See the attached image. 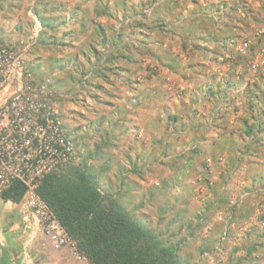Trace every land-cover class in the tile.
Listing matches in <instances>:
<instances>
[{
	"label": "rangeland",
	"instance_id": "1",
	"mask_svg": "<svg viewBox=\"0 0 264 264\" xmlns=\"http://www.w3.org/2000/svg\"><path fill=\"white\" fill-rule=\"evenodd\" d=\"M33 2L34 0H0V39L15 42L19 46L24 44L34 24ZM157 3L154 2L155 5ZM204 4L202 8L210 5L206 2ZM216 4L219 5L220 2ZM244 7L247 10H231L225 16L223 10L218 12L202 11L207 13L201 14L198 24L193 23V16L189 15L190 18L188 17L187 21L190 23L185 24L184 28L187 47L184 51H187V54L180 52L186 55L185 58L179 56L180 53L166 51L161 34L157 35L158 37L155 39H150L146 36H137L138 32L133 33L134 36H130L128 41L122 40L120 44L124 57H119L118 62L128 70L120 71V73L125 75V80H138L140 90L136 94L137 102H86L85 97L78 95L74 89L69 91L74 85H78L79 79L77 78L81 69L88 74L89 71L100 68L98 62L95 61L94 48H100L103 43L97 33L77 48L63 47L59 44L53 46L52 49L47 47V43L43 44L47 38L44 33H41L37 43L33 45L34 51L31 50L26 58L27 66L34 68L35 75L33 76L36 79L46 78L50 82L55 80V83L61 88L58 93L70 95V98L66 99L59 97L65 104L63 129L69 139H73L75 136L79 150L77 159L70 166L79 165L85 160L89 166H92L94 173H97L102 181L109 183L113 190L118 188L120 177L125 174L126 181H129L130 184L123 191L124 204L132 208L131 206L138 204L142 199L145 201L147 198L149 199L139 210H135L136 215L144 214L155 222L163 214V209L172 205L175 206V211L181 209L184 212L187 222L193 220V223L196 224L198 218L194 216V213L210 196L207 184H216L217 191H229L231 196L227 205H234L235 210L247 213L246 217L237 218L231 223L230 226L235 232L218 254L215 253L209 257L206 255L205 258L197 257L193 264L229 263L231 257L236 258V256L244 254V249L235 250L236 246L241 247L254 240L252 236H248L251 229L256 228L255 234L264 231V177H262L263 183L256 182L254 186H251V181L254 176L256 177V174L258 176L264 174V146L260 145L254 151L251 143L246 150L245 147H242V142L237 139H235L236 144L231 145L227 144L229 141L221 143L217 139L221 134L224 136V133L230 128H236L242 116L250 115L248 111L250 102H256L257 105L253 110L257 116L264 108V0H250L249 6L245 5ZM145 11L149 14L151 8L146 7ZM161 12L164 13L165 9H161ZM182 13L187 15L189 9ZM225 17L227 25L223 22ZM124 20L126 18L123 16V22ZM230 22L240 25L243 35L236 36L231 25H228ZM219 24L225 28V34L231 32L230 34L235 36L231 38V43L236 53L241 56L239 62L233 67V71L230 69L231 73L221 69V72L224 73L217 76L220 77L221 85L218 95L221 101L214 104L215 98L208 95V84L213 82V79L207 75L203 76L201 80L195 76L196 84L199 83L198 86L196 85V89H193L194 86L189 87L190 89H183L179 85L180 82L173 79H170V83L173 85L167 87L168 82L167 79L165 80L162 69H167L166 67L180 70L186 68L185 70L192 72L191 68L197 64L194 62L196 59L190 54L195 53L194 51L198 49V45H196L198 37L208 39L209 34L207 33L209 31L218 32ZM198 27H202L204 30L200 32ZM47 30L48 33H51L50 29ZM86 32L80 33L73 40L75 44L88 36L89 32ZM222 35L223 33L220 34V39L223 38ZM68 37L63 39V36L59 35L61 41L68 42ZM66 48L69 49L68 53L64 52ZM201 48L208 50L204 46ZM181 50L183 49L181 48ZM56 53L66 56L71 61L68 68L60 72L58 77L54 75L57 68L53 70ZM142 57H148L149 60L144 58L140 70H135ZM136 71H138L137 75ZM155 71L156 74L151 77L150 73ZM159 78L167 84L162 85L163 93L158 97L153 96V102H151L148 96L149 84L158 86ZM91 79L92 75L88 77V81ZM146 82L148 85L145 84ZM99 85H102V88L98 87L95 93L105 96L106 92L103 88H111L110 82L102 76L99 79ZM135 86L137 87V84ZM253 92L258 94L257 97H253ZM192 98L197 100L194 101ZM106 100L109 98L107 97ZM223 100L225 102L222 103ZM220 111H224L228 119L227 122L221 123L222 125L220 124L218 129H214L213 118ZM178 112L183 115L182 121H168L167 114ZM193 112L196 116L195 121L190 120L189 117ZM102 114L105 115V119H108L99 127L97 119ZM119 120L124 121L120 123ZM118 122L119 124H117ZM193 124L197 127L196 130L191 129ZM253 124L256 125L254 122ZM108 133L111 134V137ZM261 133V137L264 139V132ZM213 139L218 141L216 143L218 147L214 149L211 148ZM195 141L199 145L203 144L204 152H189V148L195 144ZM229 146L232 151L228 150ZM236 147L243 149L244 152L235 151L236 153L240 152L239 159L234 161V167L230 170L231 176L229 177L222 173V169H228L232 164L231 155ZM229 151L231 152L229 153ZM183 153L191 160L188 161L186 158L180 157V154ZM212 154L215 156L213 157ZM134 164L138 166L136 167ZM179 177L180 181L178 182ZM184 183L188 185L187 190L182 187ZM218 184L221 185L218 186ZM249 185L252 191L247 194L245 187L247 188ZM121 190L124 189L121 188ZM182 195L187 197V203H181ZM175 211L169 209L166 215L171 217ZM226 213L225 209L212 213L211 221L191 240L193 249L198 248L201 238L209 235L213 228V222H221L220 229L223 227ZM166 215L164 222L167 220ZM0 218L2 219V216ZM154 222L151 221V225ZM1 223L4 224V221ZM181 230L187 232L184 226L181 227ZM213 236H219V233L217 232ZM38 237L35 241L38 246L48 244L43 242L40 236ZM258 240L261 241V236L258 237ZM242 264H264V245L257 246L251 257H247Z\"/></svg>",
	"mask_w": 264,
	"mask_h": 264
},
{
	"label": "trees",
	"instance_id": "2",
	"mask_svg": "<svg viewBox=\"0 0 264 264\" xmlns=\"http://www.w3.org/2000/svg\"><path fill=\"white\" fill-rule=\"evenodd\" d=\"M154 5V0H152L148 2L146 6L140 8L138 24H133L132 20L129 19L127 22L122 21L123 23H121L120 27L122 29L130 27L129 32L131 34H135V28L141 26L149 29L154 28L157 35L167 34L169 29L166 28L167 24L164 19H156L154 21V26H148L146 23L145 19L148 18L151 12L148 14L145 8L149 7L152 10ZM78 9L79 7L77 5L70 9L65 8L64 3L60 0H34L32 10L41 24V29L35 43H37L39 34L41 33H44V36L47 38L46 41H43V44L45 45L47 43V47L50 49L59 44L63 45V47L69 46L77 48L85 41L87 42V40H82L78 44H75L73 41L80 33H87V15L86 13H81ZM105 9L106 7L101 6L102 11H106ZM67 14H69L70 17L69 20L72 18L74 19L69 21L67 19ZM72 21H77L79 23L78 26L74 28L70 27L69 23H72ZM47 29H50L51 33H48ZM92 29L93 32L88 34V37L97 33L102 43L107 44L112 40H109L110 38L105 34V29L98 22H95ZM129 32L125 35L128 36ZM59 35H62L63 39L69 36V41H61L62 39H59ZM121 35H123V33H121ZM137 36H141V34H137ZM142 36L149 37L145 33ZM128 40L129 39L123 41ZM34 44L27 50L26 58L31 50L34 51ZM116 45L119 44L116 43ZM120 45L119 47L116 46V48H118L117 50L115 49V52L111 51V53L106 54L105 59H101V54L94 48L98 55H95V61L98 62L100 66L99 69L93 71L94 76L99 79L102 76L104 79L112 77V80H116L117 83L122 84L131 83V85L137 89L135 92V94H137L140 90L138 82L132 83V79L125 80V75L120 73V71L128 70L118 62L120 59L119 57H124ZM65 53H68V51ZM54 56L55 66L53 70L58 68L63 71L65 68H68L71 61L68 60L66 56L60 55V57H57V53ZM143 62L144 57L139 61L135 70H140ZM114 63L116 64L115 70L112 69ZM27 68L32 76L35 75L33 67L27 66ZM166 68L170 71L175 70V68ZM146 69L148 70V66ZM85 74L86 76L84 77ZM137 74L138 71H136V75ZM155 74L156 71L150 73L151 77ZM89 76H91V74L87 76L85 70H80L79 77L77 78L79 79L78 84L80 87L86 84ZM33 78L36 79L34 76ZM136 81L138 80L136 79ZM163 82V79H158L159 85H155L153 88L154 97H158V95L163 93L161 88ZM135 84H137V87ZM50 85L56 92H59L61 89L58 85L54 87L53 80L50 82ZM98 85L97 83L94 86L95 89L102 87V85ZM219 87V81H213L208 84V95L215 98L214 104L221 101L218 95ZM72 88L69 91H72ZM93 95L95 99L104 97L97 93ZM257 95L256 92H253V97H257ZM192 99L194 101L197 100L196 98ZM223 102H225V100H223L222 103ZM255 105H257L256 102H250L248 105L250 115L242 116L236 128H230V130L224 133V136L221 134V136L217 138L219 142L224 143L225 141H229L227 144L231 145L234 144L236 142L235 139H237L242 142V147H245L246 150L252 143L254 151H256L258 146H264V139L261 137V132H264V108L260 110L258 117L253 110ZM178 113L167 114L168 121H182L183 115L180 114V112ZM61 115L63 119V113ZM104 117L105 115L103 114L98 117L97 124L99 127L108 119ZM189 117L191 118H189L190 120L195 121V112ZM186 118L188 117L186 116ZM227 119L228 117L225 115L224 111H220L217 115H214L212 126L214 129H218V126H220L221 123L227 122ZM119 121L121 123L124 120ZM253 122L256 125H254ZM113 123L115 124L116 122ZM117 124H119V122ZM191 129L196 130L197 127L193 124ZM108 135L111 137V134L108 133ZM71 140L76 147L77 154H79L75 136ZM215 140L216 139H213L211 142L212 149L218 147L216 144L218 141ZM196 142L197 141L189 148V152H204L203 144L201 143L199 145ZM229 149H231V146L228 147V150ZM239 150L241 153L244 152L243 149L238 147L234 148L231 155V158H233L232 164L229 165L228 169H222V173L226 174V176H231L230 170L234 167V161L239 159L240 152L236 153ZM231 151H229V153ZM212 156L214 157L215 155L212 154ZM180 157L186 158L188 161L191 160V158L186 157L184 153L180 154ZM134 166L137 167L138 165L134 164ZM133 171H136V169H133ZM262 177H264V174H260L259 176L256 174V177L254 176L251 181V186H254L256 182L260 184L263 183ZM126 179L127 176L125 174L121 175L118 188L113 190L111 185L102 181L97 173H94L92 166H89L84 160L81 164L76 166H59V168L46 174L37 188L38 195L55 214L68 235L75 240L78 252L84 256L90 264H193L197 260V257L205 258L206 255L209 257L215 253L218 254L222 250V247L224 248V244L230 240L235 232L230 226L231 223L237 218L247 216L246 212L235 210L234 205H227L231 196L229 191H217L216 184H207L210 196L207 197L205 202L195 211L194 216L198 218L196 224L193 223V220L187 222L184 212H182L181 209H176L175 211V206L172 205L166 206L162 211L163 214L154 222L152 218H147L144 214L136 215L135 213V210H139L146 201H149L148 198L146 201L142 199L138 204L131 206L132 208L124 204L123 191H125L126 186L130 184ZM178 179L177 181L179 182L180 177ZM220 185L221 184H218V186ZM182 187L187 190V183H184ZM121 188L124 190H121ZM251 191L250 185L247 188L245 187V192H247V194L251 193ZM24 193L25 186L19 181L14 180L0 191V199L2 201L18 203L22 199ZM181 199V203L183 204L188 201L187 197L183 195ZM169 209L175 211L174 215L171 217L166 215ZM222 209H225V212H227L223 227L220 229L219 224L221 222H213V228L209 235H205L201 238V243L198 245V248L193 249L191 240L211 221L212 213ZM165 215L167 217L166 222H164ZM151 221L154 222L153 225H151ZM182 226L186 227L187 232H182ZM197 230L198 232H196ZM255 230L256 228L248 232V236L254 238L253 241L249 242V244H243L241 247L236 246L234 248L235 250L243 248L244 254L242 256H236V258L231 257V262L229 261V263L226 264H242L247 257H251V254L257 246L264 245V240H262L264 231L255 234ZM217 232L219 236H213ZM259 236H261V241L258 240ZM216 243L217 245L215 246Z\"/></svg>",
	"mask_w": 264,
	"mask_h": 264
},
{
	"label": "crops",
	"instance_id": "3",
	"mask_svg": "<svg viewBox=\"0 0 264 264\" xmlns=\"http://www.w3.org/2000/svg\"><path fill=\"white\" fill-rule=\"evenodd\" d=\"M64 3L65 8H72L75 5L79 7V11L81 13H86L87 15V31L90 33L93 32L92 27L95 25V22H98L104 29L105 34L110 38V42L103 43V46L100 48H95L100 54L101 59H105V55L111 53V51L115 52V49L120 45V42L126 39H130V36H134L129 31L130 27L121 28L120 25L123 23V16L126 18L124 22H127L129 19L132 20L133 24H138L139 18V10L142 6H145L148 2L152 0H60ZM154 2H158L157 5H154L151 10V14L146 18V23L148 26H154V21L156 19H164L167 24L168 32L161 36L164 40L163 46L166 51L169 50L171 53H180L181 51L187 54L186 50V41H185V24H189L187 18L191 15L193 16V23L198 24L201 20V14L204 15L208 11L212 10L218 12L219 10H223V15H227V13L231 10L244 11L247 10L244 6H249L250 0H154ZM208 3V7L202 8L205 4ZM220 2L219 5L216 3ZM101 6L106 7V11L101 10ZM161 8L165 9V12H161ZM221 8V9H220ZM189 9V13L187 15L183 14L185 10ZM97 12V13H96ZM69 14H67V19L69 20ZM74 19V18H72ZM70 19V20H72ZM79 19V18H76ZM69 20V21H70ZM225 25H227V19L223 21ZM77 21H72L69 23L70 27L74 28L78 26ZM248 24V23H247ZM125 25V24H124ZM123 25V26H124ZM231 25L232 30L235 35H243V29L241 31L240 25L228 24ZM249 25V24H248ZM229 27V28H230ZM217 28V27H216ZM218 32H208L209 38L204 39L198 37L199 40L196 45H198V49L195 50L193 54H190L194 59H196L195 66L192 69V72L185 70L186 68L180 70L175 69L174 71H169L167 69H162L164 73L165 80L168 82H163V85L167 84V87L173 85L170 83V79L176 80L179 83L181 88L188 89L189 87H193L196 89L199 83L195 82V76L197 79L201 80L203 76L207 75L213 79L214 82L219 81L218 74L221 75V69L228 70V73L233 71V67L239 62L238 55L231 43V38L235 37L230 33L225 34V28H223L220 24L218 25ZM228 28V27H226ZM204 30V29H203ZM202 27H198V31H203ZM138 34L144 35L147 34L150 39H155L157 36L154 28L149 29L144 26L136 27L134 32ZM129 32V35L125 34ZM123 33V35H121ZM222 39L220 34H222ZM212 34V35H211ZM225 35V37H224ZM90 37L84 38L88 40ZM233 42V41H232ZM119 44V45H116ZM116 46H118L116 48ZM121 46V45H120ZM201 46L208 48V50H203ZM67 47V46H65ZM181 48L183 50H181ZM69 51V49H65L64 52ZM95 55L97 53L95 52ZM189 55V58L191 56ZM39 56V55H38ZM179 56H186L183 53H180ZM230 56V57H229ZM57 57H60L58 55ZM149 60L148 57H144ZM185 58V57H184ZM223 58V60H221ZM193 62V63H194ZM115 63L112 67L115 70ZM234 65V66H233ZM230 69L232 71H230ZM62 72L58 68L54 72V75L57 77L59 73ZM88 74L92 75L91 81H87L84 86L74 85L72 89L78 92V95L81 97L84 96L86 102H137V95L135 94L136 88L128 84L117 83L116 80H112V77L105 78L108 82H110L111 88L104 87L103 89L107 92L104 98L95 99V85L99 84V78H95L93 71H89ZM87 74V76H88ZM86 74L84 75V77ZM83 77V79H84ZM189 77V78H188ZM191 77V78H190ZM198 80V81H199ZM197 81V80H196ZM137 82L136 80H132V83ZM54 87H57L55 80H53ZM146 85L147 82L145 83ZM145 85V86H146ZM197 85V86H196ZM221 85V84H220ZM72 86V84H70ZM100 86V85H98ZM150 86V87H149ZM150 92L149 97L150 101L153 102V87L152 83L149 84ZM171 87V86H170ZM102 88V87H101ZM190 89V88H189ZM73 91V90H72ZM100 95V94H99ZM111 97H109V96ZM108 97L109 100H106ZM60 99L59 106L62 112H64V102ZM177 101V100H176ZM174 101V102H176ZM168 102V100H167ZM178 102V101H177ZM0 264H89L86 258L82 255L73 254L66 247L61 248H53L49 244H40L38 246L35 241L39 238L34 237L29 241L28 233L23 228L22 222V214L19 208V203L11 202V201H2L0 199ZM4 221V224L1 223ZM39 257V258H38ZM42 258V259H41Z\"/></svg>",
	"mask_w": 264,
	"mask_h": 264
},
{
	"label": "built area",
	"instance_id": "4",
	"mask_svg": "<svg viewBox=\"0 0 264 264\" xmlns=\"http://www.w3.org/2000/svg\"><path fill=\"white\" fill-rule=\"evenodd\" d=\"M33 27L22 46L0 39V191L17 180L25 186L18 202L29 241L40 236L53 248L66 247L81 255L55 214L37 193L43 177L77 159V150L63 129L59 94L49 79L36 80L27 68L26 52L41 24Z\"/></svg>",
	"mask_w": 264,
	"mask_h": 264
}]
</instances>
